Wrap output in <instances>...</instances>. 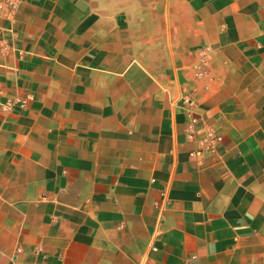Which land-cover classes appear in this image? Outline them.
<instances>
[{"label":"crops","instance_id":"1","mask_svg":"<svg viewBox=\"0 0 264 264\" xmlns=\"http://www.w3.org/2000/svg\"><path fill=\"white\" fill-rule=\"evenodd\" d=\"M0 264H264V0H0Z\"/></svg>","mask_w":264,"mask_h":264},{"label":"built area","instance_id":"2","mask_svg":"<svg viewBox=\"0 0 264 264\" xmlns=\"http://www.w3.org/2000/svg\"><path fill=\"white\" fill-rule=\"evenodd\" d=\"M186 102L192 104L193 103V99H191V98L186 99ZM9 105L10 104H6L5 107H9ZM196 121H197V118L192 115V119H191V122L189 124L190 131H192V128H193L194 124L196 123ZM218 138L220 139V137H218Z\"/></svg>","mask_w":264,"mask_h":264}]
</instances>
